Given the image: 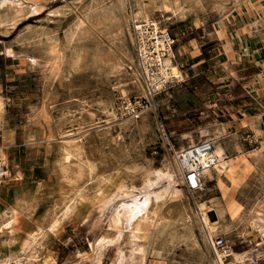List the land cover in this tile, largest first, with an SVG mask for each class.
Returning <instances> with one entry per match:
<instances>
[{
  "label": "rangeland",
  "instance_id": "1",
  "mask_svg": "<svg viewBox=\"0 0 264 264\" xmlns=\"http://www.w3.org/2000/svg\"><path fill=\"white\" fill-rule=\"evenodd\" d=\"M119 1L0 0V96L6 102L0 140L7 146L6 164L12 172V179L0 185V209L13 205L19 211L15 230L0 234V264L23 248L36 251L39 258L52 255L57 264L79 263L81 253L92 254L83 264H115L119 259L122 264H216L199 222H193L190 231L182 219L184 208L195 207L200 195L213 199L216 211L209 212L210 219L224 231L220 237L231 251L262 253L242 264H264V241L256 243L246 234L262 197L263 173L260 180L253 179L259 171L250 166L235 187L212 182L211 191L193 194L182 181L174 155L191 146L192 137L204 141L203 129L225 120L200 95L192 82L196 70L190 68L200 59L205 61L201 74L219 70L222 48L208 43L205 33L226 23L231 14H241L251 0H129L123 14ZM142 3L160 22V30L174 39L173 55L183 78L156 96V110L134 119L122 108L129 100L146 98L131 22V11L137 13ZM165 4L177 14L166 11ZM197 46L201 54L192 58ZM135 66L141 83L133 73ZM185 88L199 95L182 102L190 96ZM256 136L247 130L241 139L237 132H228L226 139L235 148H241L242 141L241 151L248 155L263 154L264 145L259 149ZM74 137L76 141L68 142L72 146L65 143L71 154L66 161L62 145ZM169 164L176 168L188 203L157 198L168 182L158 180L156 172ZM227 194L243 206L235 220L224 209L229 198L222 197ZM133 200L147 202V216L159 214L157 232L149 223L138 227L133 220L142 218L131 221L121 210L125 204L133 208ZM67 205L73 211L50 232L51 221ZM190 217L197 220L192 212ZM29 234L36 241L24 246Z\"/></svg>",
  "mask_w": 264,
  "mask_h": 264
},
{
  "label": "crops",
  "instance_id": "2",
  "mask_svg": "<svg viewBox=\"0 0 264 264\" xmlns=\"http://www.w3.org/2000/svg\"><path fill=\"white\" fill-rule=\"evenodd\" d=\"M247 5L250 6L241 14L236 13L237 18L231 14L226 23L223 22L220 26L209 28L205 33L208 43L219 45L222 48L224 59L217 64L219 70L201 74V66L205 61H200V59L194 61L190 69L196 70V73L192 74V82L196 83L195 86L199 89L200 95L204 97L209 106L215 109V112L221 113V116L225 118L217 126L224 124L221 127H224L227 134L228 132H237L240 139L245 131L253 130L255 133V130L258 129L260 133L256 137L260 143L259 149H261V145H264V0H251ZM233 18H235L234 21H232ZM201 29V27H196V31L199 30V35L202 34ZM193 38L197 37L194 35ZM198 43L197 41L196 44ZM227 45L230 47L231 56L228 54ZM199 47H195L196 54L192 53V58L201 54L198 50ZM185 91L189 92L190 96L183 98L185 100H181L182 102L199 95L198 92L190 91L187 88ZM241 142H239L241 148L230 146L227 142L232 159L238 154L242 155L238 161H235L237 166L235 176L238 183L244 174L251 171L250 166L257 167L256 172L259 171V174H253L252 178L260 180L261 173L264 176V153L248 155L241 151L243 147ZM244 159L248 164L244 162ZM261 193L260 202L255 208L254 214L250 216V222L254 223L250 224L249 222L246 226L248 237L256 239V243L259 244L264 241V189ZM222 198L226 201L229 194ZM233 199L229 198L225 204L231 203ZM242 211L243 208L240 214ZM238 254L242 255L246 261L252 258L250 261L254 262L262 253Z\"/></svg>",
  "mask_w": 264,
  "mask_h": 264
},
{
  "label": "bare ground",
  "instance_id": "3",
  "mask_svg": "<svg viewBox=\"0 0 264 264\" xmlns=\"http://www.w3.org/2000/svg\"><path fill=\"white\" fill-rule=\"evenodd\" d=\"M127 1H129V0H120L119 1V2H121L120 9H122V11H120V13L122 12V14L125 13L123 11H125ZM163 2H164V0H163ZM167 2H168V0H167ZM116 5H117V3H116ZM130 5H132V4H130ZM144 5L145 4H143V6H141L140 9L138 8L139 11L137 12V18L139 20L140 26L153 27V29L155 31H159L160 28H161L160 22L157 21L155 18H153V14L151 12H149L148 10H146ZM170 6L165 4L164 8L166 9V11L171 12L172 15H176L177 14L176 9L173 10L171 8L172 6L171 7ZM39 11H40V9L36 10V12H39ZM124 17L125 16H123V18ZM124 25H125V23H124ZM126 25H128V24H126ZM218 33H219V31H218ZM130 38H132V37L130 36ZM132 41H133V39H132ZM226 48H227V51H228V49L230 47L227 45ZM164 71H165V74H166V76L168 78H173V79H176L178 81L183 78L182 69L180 68V66L175 61L174 55H172V54L168 58H166L164 60ZM133 73L136 75L137 80L140 82L141 79L139 77V72H138L137 66H135V69L133 67ZM143 91H144V89H143ZM146 93L144 91V97H146L147 99L152 101V99H154V98H151V96L148 95V94L146 95ZM5 112H6L5 98L0 96V130L4 129L3 127H4V115H5ZM112 115L114 117H116V114L113 113V112H112ZM221 125L222 124H220V126H217V125L213 126V128H211L209 130H204L203 129L201 137H200L201 140H211L214 143V145H215V151H214V155L216 157L215 165H214V167L212 169L207 170L205 172V174L208 177V179H210V181L216 183V187H217V185L221 186V187H223L225 185H228L230 187H235L237 185V183H238V179L235 176V169L237 167L235 165V161H238L242 157V155L238 154L236 157L234 156L235 157L234 159L231 158L232 156L230 157V155H229L230 154L229 153V145H228L227 139H226L227 131L224 129V127L222 128ZM252 132H253V130H252ZM255 133L257 135L260 132H258V129H257V130H255ZM71 141H76V138L74 137V138H71V140H69V139L65 140L64 141V145H62V155H63V158L66 161H68L70 159V155L71 154H70V152H67L68 150L66 148L65 143H68V142H71ZM196 143H197V141H196V139L194 137H192L191 140L189 141V144H191V145H194ZM68 144H70V143H68ZM68 144H67V146H68ZM76 145H78V144H76ZM4 146H6V144L2 145L1 140H0V148H1V154H2L1 159L3 160V163L5 164L6 169H7L6 170V179L9 180V179H12V172H11L10 169L8 170L7 164L9 163V159H8V157H6V154H5V151H4ZM244 162H247V161L244 159ZM176 165H177V167L179 169V174L182 175L183 174L182 173V168L179 165V163L177 162V160H176ZM166 166H167L166 170L156 172L158 180L164 179V180H166L168 182V184H167L168 187L164 190L163 193L158 195L157 198L159 200H161L163 203H166L168 201H176V202H181V203L182 202L188 203L189 202V198L185 194V192L183 191L184 189H181L182 187H180L181 186L180 184H182V183L177 178L176 168L174 167V165H170V164L166 165ZM158 180L155 181V183H151L147 187V189L153 188L155 186V184L158 183ZM2 182H0V185L2 184ZM207 190L211 191L212 187L209 186ZM200 196H201V198L195 199V204H196L195 207H192L190 204L187 205L188 206L187 208L183 207L184 210L182 212V219H183L185 225L187 226V229H189L190 231L192 230L193 222L198 221L199 222L198 226H199V228L201 226V231L203 233V236L206 239V243H207L208 246L211 247L212 240H214L215 238H219L220 235H222V233L224 231L217 225V223L213 222L210 219L209 212L216 211V209L214 208L215 204L211 205V201L213 199H206V198H204V196H202V195H200ZM133 201H134V204L132 206L133 208H129V205L126 206V204H125L123 207H120L121 210L124 211L128 216H130V220L131 221H132L133 218H137V219H141L142 218V220H133L134 223L138 222L137 223L138 227H139V224H141L143 222L149 223L151 225L153 231L157 232V230L160 228L159 224H160V221H161V220H159V214L157 212H154V213H152L153 215L151 214L152 216H150V215L147 216V211H146V209H147L146 206L147 205L145 204L147 202L139 204V203H137L138 202L137 200H133ZM71 208L72 207L70 205H67V207L63 211L62 215H56L55 216V218L51 221V223H50V225L48 227V230L50 232H55L56 229H58L61 226L64 218L66 216H68L73 211L72 210L73 208L72 209ZM218 208L219 207H217V209ZM242 208H243V206L239 202H237L235 199H233L231 203L227 204L224 207V209L231 215L232 218H236L240 214ZM189 209H190V212H192L193 217L197 218V220H191L192 218L190 217ZM218 210H217V213H219ZM149 212H152V211H149ZM161 217H162V215H161ZM162 218H164V216ZM18 220H19V211H18V209L15 206L12 205V206L8 207L5 210H1L0 209V234H2V233L3 234L4 233H7V234L8 233H12L15 230V228H16ZM165 221L167 222L166 219H165ZM251 223H254V222L251 221L250 224ZM149 224H148V226H149ZM165 224L166 223H164V225ZM191 237H192V235H191ZM36 238H37L36 236H34L32 234H29V237H28L27 241L25 242L24 246L33 245L35 243V241H36ZM211 250H212V248H211ZM36 253H37L36 251H30V252L27 253L26 252V248H23L22 251L18 255H16L14 258L8 257L7 259H5V264H12V263L13 264H57L56 259L52 255L51 256L48 255L47 257L45 256L44 258H39V256ZM91 257H92L91 253H81V255H80V258H81L80 261L81 262H79V263L83 264V263L89 262V259ZM215 257H216V260H215L216 264H242L244 262V259H245L242 255H239L238 253L231 251L230 248H228V247H226L223 251H221L218 254H216ZM214 259H213V261H214ZM79 263H73V264H79ZM115 264H122V259H119Z\"/></svg>",
  "mask_w": 264,
  "mask_h": 264
},
{
  "label": "built area",
  "instance_id": "4",
  "mask_svg": "<svg viewBox=\"0 0 264 264\" xmlns=\"http://www.w3.org/2000/svg\"><path fill=\"white\" fill-rule=\"evenodd\" d=\"M131 22L135 43L136 62L143 80L144 89L155 101L156 96L176 79L168 78L164 71V60L173 55L174 39L165 31H155L153 27L140 26L137 13L131 11ZM152 101L147 98L125 102L123 110L128 116L139 119L152 108ZM215 145L211 140H204L183 150L174 151L175 160L182 168V181L189 192L202 194L208 184L212 183L205 172L212 169L216 162ZM0 148V182L6 178V166L1 159ZM227 241L223 237L212 240L211 248L215 254L223 251Z\"/></svg>",
  "mask_w": 264,
  "mask_h": 264
}]
</instances>
